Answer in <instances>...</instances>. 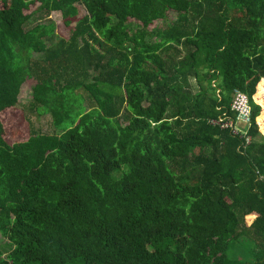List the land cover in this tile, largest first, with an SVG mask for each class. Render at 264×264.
Masks as SVG:
<instances>
[{"label": "trees", "instance_id": "1", "mask_svg": "<svg viewBox=\"0 0 264 264\" xmlns=\"http://www.w3.org/2000/svg\"><path fill=\"white\" fill-rule=\"evenodd\" d=\"M29 80L54 134L2 119ZM0 233V264H264V0H0Z\"/></svg>", "mask_w": 264, "mask_h": 264}, {"label": "rangeland", "instance_id": "2", "mask_svg": "<svg viewBox=\"0 0 264 264\" xmlns=\"http://www.w3.org/2000/svg\"><path fill=\"white\" fill-rule=\"evenodd\" d=\"M87 12L84 8L80 9V17H85ZM51 20L57 26V34L67 37L70 36L71 31L66 29L62 23V17L59 13H54L51 15ZM177 17L171 15L166 21L157 24V30L165 31L169 29L175 23ZM35 84L34 80L27 81L21 89V93L19 95L18 105L12 109L9 113H7L2 119L7 122V124H12L13 122L17 123L19 126L31 124V127L40 133H50L54 134L56 132L53 123L52 117L49 114H41L37 112L36 109H33L31 106L32 101V87ZM192 87L196 89V83L194 80L191 81ZM7 241L2 237L0 233V245L4 249V252L7 254L9 248L7 246Z\"/></svg>", "mask_w": 264, "mask_h": 264}, {"label": "built area", "instance_id": "3", "mask_svg": "<svg viewBox=\"0 0 264 264\" xmlns=\"http://www.w3.org/2000/svg\"><path fill=\"white\" fill-rule=\"evenodd\" d=\"M232 98L231 110L236 114V119L229 118L224 114L218 121H213V123L220 125L223 129H230L234 135L245 136L246 131L241 129L240 124L247 126L251 124L252 108L249 97L245 93L235 90ZM247 140L249 141V138Z\"/></svg>", "mask_w": 264, "mask_h": 264}]
</instances>
